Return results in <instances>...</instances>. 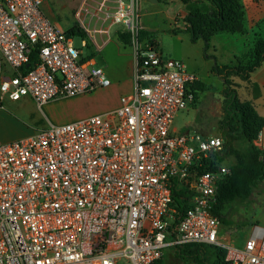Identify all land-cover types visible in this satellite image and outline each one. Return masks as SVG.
<instances>
[{
  "label": "built area",
  "instance_id": "1",
  "mask_svg": "<svg viewBox=\"0 0 264 264\" xmlns=\"http://www.w3.org/2000/svg\"><path fill=\"white\" fill-rule=\"evenodd\" d=\"M47 1L0 0V106L108 88L96 57L116 30L130 34L135 86L110 111L0 143V264H156L189 244L224 249L227 264H264V226L239 241L212 211L230 166L203 167L223 137L173 130L198 77L141 39V0H80L74 34L50 21ZM252 143L264 163V126ZM176 187L188 194L182 213Z\"/></svg>",
  "mask_w": 264,
  "mask_h": 264
},
{
  "label": "rangeland",
  "instance_id": "2",
  "mask_svg": "<svg viewBox=\"0 0 264 264\" xmlns=\"http://www.w3.org/2000/svg\"><path fill=\"white\" fill-rule=\"evenodd\" d=\"M79 1L52 0L54 15L50 18L64 28L72 27L75 23L73 12ZM243 1L246 11L245 31L235 34L217 33L206 50L203 39L193 41L191 34L185 30L184 16L196 9L207 11L212 7L210 2L192 0L183 4L181 0H141V22L144 29L150 33L149 36L156 37L165 56L182 60L187 69L196 73L198 81L204 84L198 98L178 114L175 121L178 131L203 137L220 134L225 85L212 70L217 64L235 66L238 60L246 62L250 58L255 40L264 38V0H254V4ZM75 38L74 43L79 46L80 41ZM96 60L98 66L104 68L110 78L111 86L82 95L58 97L43 107L27 97L17 101L5 99L1 104L4 111L1 125L3 129L10 124L38 131L50 123L72 122L113 108L116 96L134 90V78L130 74L133 47L131 44L127 46L114 40L105 51L97 55ZM262 67L264 68V64ZM233 82L240 84L239 78L233 79ZM233 88L238 90L240 87ZM249 92V89L242 88L239 90V97L246 99ZM253 102L258 105V102ZM234 161L231 157L225 163L230 165ZM223 215L233 224L224 230H236L234 237L239 241L246 237L250 227L242 224L251 221L264 226V182L249 202L232 205ZM161 264H185V260L176 254L175 248H168Z\"/></svg>",
  "mask_w": 264,
  "mask_h": 264
},
{
  "label": "trees",
  "instance_id": "3",
  "mask_svg": "<svg viewBox=\"0 0 264 264\" xmlns=\"http://www.w3.org/2000/svg\"><path fill=\"white\" fill-rule=\"evenodd\" d=\"M192 0H181L188 4ZM211 8L207 11L192 10L184 16L186 31L191 34V39H203L206 50L210 41L217 33H243L246 28V11L242 0H207ZM70 31L74 34V28ZM177 32V31H175ZM146 30L141 31V39L149 36ZM120 40L131 44L130 34L119 31ZM264 64V38L255 40L250 58L243 62L238 60L237 65H216L212 72L223 81L224 102L222 120L220 122V136L224 139V150L215 156L204 171H214L225 163L228 158H234L230 164V173L225 175L218 185L217 203L213 207V214L218 216L224 226L229 228L233 224L229 218L224 217V211L235 204L249 202L255 191L264 182V163L260 152L252 143L258 131L264 126V116H261L254 104L250 101L240 100L237 89L240 84H234L233 79L247 81ZM204 84L197 81L192 87L195 99ZM173 207L179 212H184L190 203L186 190L176 187L173 191ZM251 221L242 225L251 226ZM176 254L185 260V264H227L226 251L218 246L209 244H189L176 248ZM159 260L156 264H161Z\"/></svg>",
  "mask_w": 264,
  "mask_h": 264
},
{
  "label": "crops",
  "instance_id": "4",
  "mask_svg": "<svg viewBox=\"0 0 264 264\" xmlns=\"http://www.w3.org/2000/svg\"><path fill=\"white\" fill-rule=\"evenodd\" d=\"M51 1L52 0L47 1L45 3V5H44L45 14H46V16L50 19V21L54 25L61 26L59 23H56L53 19L50 18V17H52L54 15V12H53L52 6H51ZM242 2L244 3L243 0H242ZM247 2H250L252 4L255 3L254 0H247ZM61 27L64 28L63 26H61ZM64 29H69V27L68 28H64ZM118 33H119V31L116 30L115 33L112 36V39H111L110 43H113L114 40H117V41L123 43L120 40V38L118 36ZM153 38L156 40V37H153ZM107 46H106V48H107ZM106 48L104 49V51L106 50ZM134 66H135V53H134V49H133V63H132L131 68H130V74L133 76V78H134ZM262 68H261V71L258 70L257 72H255L250 77L249 80H247V81H240V86H239L240 88L237 90V94H238V97H239V90L241 91L242 88L249 89L250 92L248 93V95H246L247 98L246 99H241L239 97L240 100L252 102L254 104V106L256 107L258 113L261 116H264V99H263V91H264V68L263 69ZM253 90H255V92ZM109 94H111V93H109ZM27 98H29V97H27ZM119 98H120V96L119 97L116 96V100H115V102L113 104V108H111L109 110H106L105 112L110 111V110L116 108L119 105ZM29 99H31V98H29ZM253 101H256V103L258 102V105H256L255 102H253ZM259 106H260V108H259ZM3 116H4V111L2 110V106H0V143H5V142H9V141L18 139V138L26 137V136H29V135H31V134H33V133L36 132L33 129H29V128H26V127L25 128H20V127L13 126V125H10V124L7 125V128L6 129H3V127L1 126V125H3L2 124ZM83 118H85V117H83ZM80 119H82V118H80ZM77 120H79V119H77ZM175 121H176V119H175ZM173 130H175L176 132H181V131H178L176 129L175 122H174Z\"/></svg>",
  "mask_w": 264,
  "mask_h": 264
},
{
  "label": "water",
  "instance_id": "5",
  "mask_svg": "<svg viewBox=\"0 0 264 264\" xmlns=\"http://www.w3.org/2000/svg\"><path fill=\"white\" fill-rule=\"evenodd\" d=\"M149 1H151V2H157L158 0H149ZM68 36H69V34H68Z\"/></svg>",
  "mask_w": 264,
  "mask_h": 264
}]
</instances>
